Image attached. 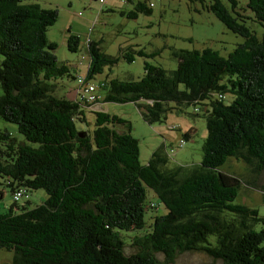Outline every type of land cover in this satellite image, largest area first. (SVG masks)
Wrapping results in <instances>:
<instances>
[{
  "label": "trees",
  "instance_id": "trees-1",
  "mask_svg": "<svg viewBox=\"0 0 264 264\" xmlns=\"http://www.w3.org/2000/svg\"><path fill=\"white\" fill-rule=\"evenodd\" d=\"M124 1L132 4L129 17L150 12L145 1ZM189 1L242 41L225 56L207 46L172 48L173 70L143 60L138 79L105 76L98 83L102 96L95 89L94 100L85 102L81 86L118 58L86 38L84 73L71 74L45 35L57 9L0 0V120L22 139L0 130V185L12 198L0 212V248L12 251L11 264H173L190 251L211 258L201 264H264V216L233 202L248 182L220 170L231 157L253 175L250 184L264 175V38L248 25L264 28V0ZM78 44L69 33L68 50ZM119 54L127 62L134 54L155 55L130 48ZM62 78L74 80L73 96L53 93L65 87ZM102 102L133 103L148 125L170 110L201 111L200 160L167 168V155L156 148L140 164L128 122L103 111ZM22 189L46 196L32 207L19 205Z\"/></svg>",
  "mask_w": 264,
  "mask_h": 264
},
{
  "label": "rangeland",
  "instance_id": "rangeland-1",
  "mask_svg": "<svg viewBox=\"0 0 264 264\" xmlns=\"http://www.w3.org/2000/svg\"><path fill=\"white\" fill-rule=\"evenodd\" d=\"M105 0L100 5L96 0H27L36 2L42 8L57 9L58 16L54 23L46 30L47 40L55 44L54 54L58 60L65 61L69 71L74 75H82L87 63V55L84 51L85 39L98 42V46L104 54L115 56L117 62L111 67H104L102 72L96 74L89 83L96 87L97 94L101 97L103 91L98 88V83L107 77L119 79H138L143 71V60L152 64L160 65L165 70H173L176 65L170 51L174 49H199L209 47L225 56L237 43L242 41L238 35L227 30L211 13L207 11H195L198 1L189 0H139L150 4L148 14H137L129 17L132 4L124 0ZM137 1V0H135ZM249 27L254 31L257 38H264V28L257 23L249 22ZM69 33L79 38L78 49L69 51L66 39ZM142 49L145 53L154 52L155 55L144 58L133 55L130 62L125 61L119 51L127 52ZM80 61V63H79ZM65 84L63 90L59 86L54 87L55 95L68 92L73 96L72 87L74 80L62 78ZM100 108L108 114L115 115L128 122L129 133L136 139L138 160L145 164L151 152L158 148L167 155L165 167L177 165L195 164L200 160V146L205 136L204 120L201 111L194 113L192 106H186L181 111L170 110L160 123H145L133 103L102 102ZM88 121V129L92 128V115L85 112ZM6 128L16 140H22L11 123L0 120V130ZM126 130L125 126H120ZM191 129L190 138L178 143L183 139V133ZM222 172L238 176L242 183L233 202L253 207L259 215L264 216V175H259L254 185L250 184L253 175L243 162L228 157L220 166ZM253 186V187H252ZM0 212L12 202L8 187L0 185ZM18 199L19 205L28 201V206L39 204L45 193L42 189L23 190ZM152 202H158L151 197ZM159 212L165 210L158 205ZM147 221V214H145ZM260 227L264 228V225ZM127 252L130 248L126 249ZM162 260V256H158ZM12 251L0 248V264H11ZM211 258L204 252H183L176 256L173 264H201L207 263ZM170 264V263H164Z\"/></svg>",
  "mask_w": 264,
  "mask_h": 264
},
{
  "label": "built area",
  "instance_id": "built-area-1",
  "mask_svg": "<svg viewBox=\"0 0 264 264\" xmlns=\"http://www.w3.org/2000/svg\"><path fill=\"white\" fill-rule=\"evenodd\" d=\"M98 1H103V0H98ZM76 81L78 82V83H81L82 82V78L80 77V76H77L76 77ZM95 89H96V87L93 85V84H91V83H89V82H87V83H84L82 86H81V91H80V96H81V98L85 101V102H91V101H93L94 100V98H95V95H94V91H95ZM20 194H19V192H15V194H14V196H13V198H17V196H19Z\"/></svg>",
  "mask_w": 264,
  "mask_h": 264
},
{
  "label": "crops",
  "instance_id": "crops-1",
  "mask_svg": "<svg viewBox=\"0 0 264 264\" xmlns=\"http://www.w3.org/2000/svg\"><path fill=\"white\" fill-rule=\"evenodd\" d=\"M115 1H120V0H113V1L111 2V4H114V3H115Z\"/></svg>",
  "mask_w": 264,
  "mask_h": 264
}]
</instances>
